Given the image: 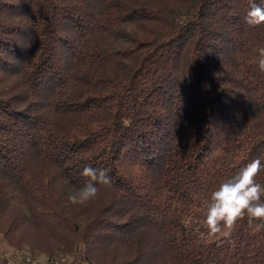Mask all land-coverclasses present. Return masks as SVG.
<instances>
[{
	"label": "trees",
	"instance_id": "16d2710c",
	"mask_svg": "<svg viewBox=\"0 0 264 264\" xmlns=\"http://www.w3.org/2000/svg\"><path fill=\"white\" fill-rule=\"evenodd\" d=\"M248 5L0 0L4 240L80 247L88 264H264V230L204 224L214 187L264 164V25ZM86 166L111 184L73 205Z\"/></svg>",
	"mask_w": 264,
	"mask_h": 264
},
{
	"label": "clouds",
	"instance_id": "9594fccd",
	"mask_svg": "<svg viewBox=\"0 0 264 264\" xmlns=\"http://www.w3.org/2000/svg\"><path fill=\"white\" fill-rule=\"evenodd\" d=\"M244 19L249 26L264 25V7L255 0H249ZM256 62L259 70L264 72V48L258 50ZM262 171L264 164L257 158L214 187L209 194L204 220L209 237L227 235L245 219L254 232L264 230V183L257 181ZM82 175L88 179L68 197L73 205H83L94 199L99 192L98 185L111 184V178L104 169L86 166ZM47 259L46 254L41 253L34 264H47Z\"/></svg>",
	"mask_w": 264,
	"mask_h": 264
},
{
	"label": "rangeland",
	"instance_id": "374dc122",
	"mask_svg": "<svg viewBox=\"0 0 264 264\" xmlns=\"http://www.w3.org/2000/svg\"><path fill=\"white\" fill-rule=\"evenodd\" d=\"M36 236L37 235L35 233L31 240L32 241L35 240L36 244H38V243L40 244L41 241ZM42 242H44V240ZM0 246L5 248V249H7V250H11L12 249V251H10L11 253L13 251H16V252H19V254H22V255H30L31 257H34L35 259H37L40 256L41 253L46 254L47 258L48 257L59 258V257H66L67 256V257H71L73 259L77 255L78 258L77 257L76 258L79 259V260L81 259L78 256L79 254L77 252V251L81 250L80 247L78 249L77 248L76 249L73 248L72 251H65V252L59 251V250L58 251H54V254L50 255V254H48L46 252H42V251H40L38 249L33 251L31 249V247H30V244L28 242L27 243H23V244H21L19 246L18 245H12V244L8 243V241L4 240V236H3L2 233H0ZM13 253H15V252H13Z\"/></svg>",
	"mask_w": 264,
	"mask_h": 264
},
{
	"label": "built area",
	"instance_id": "2783aa9c",
	"mask_svg": "<svg viewBox=\"0 0 264 264\" xmlns=\"http://www.w3.org/2000/svg\"><path fill=\"white\" fill-rule=\"evenodd\" d=\"M7 250L0 246V264H34L36 259L30 255H22L19 252ZM47 264H88L87 262L71 257H48Z\"/></svg>",
	"mask_w": 264,
	"mask_h": 264
}]
</instances>
